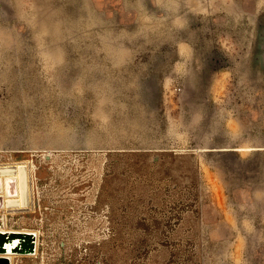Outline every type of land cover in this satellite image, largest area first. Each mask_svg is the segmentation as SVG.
Listing matches in <instances>:
<instances>
[{"label":"rangeland","instance_id":"374dc122","mask_svg":"<svg viewBox=\"0 0 264 264\" xmlns=\"http://www.w3.org/2000/svg\"><path fill=\"white\" fill-rule=\"evenodd\" d=\"M21 2L0 0V229L38 246L11 264H264V0H180L188 29L150 42L114 38L153 0Z\"/></svg>","mask_w":264,"mask_h":264},{"label":"clouds","instance_id":"9594fccd","mask_svg":"<svg viewBox=\"0 0 264 264\" xmlns=\"http://www.w3.org/2000/svg\"><path fill=\"white\" fill-rule=\"evenodd\" d=\"M153 4L156 8L162 10L167 15L162 17H154L144 13L140 17V26L138 30L129 34L127 32L121 33L118 37L114 39L116 41H135L143 38L146 42H150L149 34L157 31L160 27H162L166 21L171 18V23L173 29L176 31H185L189 27V22L186 18L179 15L180 10V0H153ZM17 7L19 9L18 16L20 19H25L27 16V12L21 0H17ZM50 35L49 30L46 27L40 28L35 32L34 40L37 45L38 54L42 62H46L47 52L45 50V41L47 37ZM57 54L59 58L63 59V51L57 50ZM108 55L114 61H121L123 59L131 60L134 56V53L130 50L123 47V45H119L118 47L111 48L108 50ZM258 201L264 203V193H259V196L256 197Z\"/></svg>","mask_w":264,"mask_h":264},{"label":"bare ground","instance_id":"6f19581e","mask_svg":"<svg viewBox=\"0 0 264 264\" xmlns=\"http://www.w3.org/2000/svg\"><path fill=\"white\" fill-rule=\"evenodd\" d=\"M13 179V176H8L5 178L4 184L6 186L5 191L8 192L7 194H11V192L15 191ZM17 180V188L19 190L18 196L26 199V193L29 189V183L25 173L19 172L17 174ZM12 196L7 197L12 198ZM8 203L10 205H16L17 201L15 199H9ZM37 246L38 236L34 231L22 229H0V257H8L10 259H13L14 257L19 255L32 256L36 254Z\"/></svg>","mask_w":264,"mask_h":264},{"label":"water","instance_id":"95a60500","mask_svg":"<svg viewBox=\"0 0 264 264\" xmlns=\"http://www.w3.org/2000/svg\"><path fill=\"white\" fill-rule=\"evenodd\" d=\"M0 264H11L10 259L7 257H0Z\"/></svg>","mask_w":264,"mask_h":264},{"label":"built area","instance_id":"2783aa9c","mask_svg":"<svg viewBox=\"0 0 264 264\" xmlns=\"http://www.w3.org/2000/svg\"><path fill=\"white\" fill-rule=\"evenodd\" d=\"M10 259V258H9ZM10 262H11V259H10Z\"/></svg>","mask_w":264,"mask_h":264}]
</instances>
